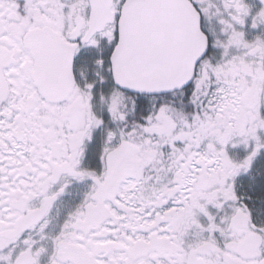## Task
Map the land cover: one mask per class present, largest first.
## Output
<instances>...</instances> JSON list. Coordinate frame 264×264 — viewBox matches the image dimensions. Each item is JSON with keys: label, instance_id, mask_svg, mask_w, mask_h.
Wrapping results in <instances>:
<instances>
[{"label": "snow or ice", "instance_id": "snow-or-ice-1", "mask_svg": "<svg viewBox=\"0 0 264 264\" xmlns=\"http://www.w3.org/2000/svg\"><path fill=\"white\" fill-rule=\"evenodd\" d=\"M0 264H264V0H0Z\"/></svg>", "mask_w": 264, "mask_h": 264}]
</instances>
